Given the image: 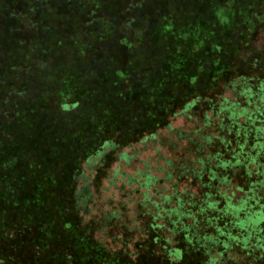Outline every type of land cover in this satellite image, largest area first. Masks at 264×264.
<instances>
[{
	"label": "trees",
	"instance_id": "trees-1",
	"mask_svg": "<svg viewBox=\"0 0 264 264\" xmlns=\"http://www.w3.org/2000/svg\"><path fill=\"white\" fill-rule=\"evenodd\" d=\"M9 1L0 0V169L11 178L0 179V239L23 252L0 262L42 264L46 253L57 264H264V0H130L125 13V0ZM58 10L65 37L81 31L80 50L77 38L63 41L70 66L59 67L65 52L37 17ZM33 27L44 31L35 40ZM18 32L14 69L5 63ZM33 51L47 59L32 65ZM52 62V77L34 73ZM178 117L187 130L172 127ZM162 129L174 159L164 178L143 172L141 186L175 190L141 212L139 229L115 225L110 249L95 225L118 218L83 219L80 163L110 140L150 141Z\"/></svg>",
	"mask_w": 264,
	"mask_h": 264
},
{
	"label": "rangeland",
	"instance_id": "rangeland-1",
	"mask_svg": "<svg viewBox=\"0 0 264 264\" xmlns=\"http://www.w3.org/2000/svg\"><path fill=\"white\" fill-rule=\"evenodd\" d=\"M10 1L9 2L12 7H15L18 3H20V0ZM157 1L161 2L163 0ZM128 4H131L130 0H125L124 3H121L122 13H125L127 10L129 11ZM0 5L2 4L0 3ZM145 5H148V11L154 12L158 9L159 4L157 5V3L155 2H147ZM117 11L119 12L120 10H118V7H115L113 12L117 13ZM37 17L39 20L47 21L51 30V32L47 34L48 37H51V39L56 41V43H54V46L58 47V50H64L65 52V54L62 56L65 58L61 57L60 62H58L59 67L62 64L70 66L73 59H76V56H70L72 53H69L67 55L68 44H66V42L73 44L75 41L74 39L77 38L76 47H78L77 49L80 50L82 47V41L79 40L81 31L77 28L76 31L74 30V36H64L63 32L65 30L60 22L66 17V14H64L62 10L45 13L43 15L40 14L37 15ZM99 18V15L93 14L91 15L88 22L93 23L99 20ZM106 23L113 26V22H111L109 19L106 20ZM136 30H140V28H137ZM32 31L33 32L31 33V36L34 40L44 34L42 27H38L37 29L33 27ZM20 34L21 33L18 32L17 34L13 35L16 36V38L14 39V43H11V45L13 44L10 47L11 50L17 43V41L19 39H22V36H20ZM137 34L138 32L135 33V35ZM41 39L43 38H40L36 41L40 42ZM129 39L130 37L127 40ZM148 39L150 40L149 37ZM120 42L121 39L119 37L113 36L109 41V44L112 43L115 46H119ZM11 52L12 53L8 54L7 62L5 64L12 65L14 69H19V66L17 64L18 59H16L17 52L14 49ZM39 56H41L39 52H31L29 61L32 63V65H35L34 61H36V58H38ZM107 56L109 55L106 53L105 57ZM40 58L47 59L43 56H41ZM36 62L39 63L40 61ZM45 65H47V63ZM54 65L55 64H53L52 62L51 68H53V70L50 69L49 71H44V69L40 70L37 68L34 73L37 76L39 75L47 78L52 77L53 73L57 71V65ZM118 65L120 66V64ZM70 69L72 68L69 67L67 70ZM131 74H133L136 81L139 80L138 72H131ZM123 79L124 81L130 82V79ZM9 85L10 84H7V86ZM36 97H38V95ZM49 100L50 98L47 96H39L34 102L48 103ZM29 103L30 102L27 101V104ZM184 122L186 121L183 118L178 117L172 123V127L187 130L190 126ZM171 133L172 132L165 129L159 130L155 134L156 139L150 141L145 140L144 136H141L136 141L133 140L129 141L128 143L124 142L123 144L118 142V140L114 143H112V141L110 140L105 146L103 145L98 148L97 151L91 156H86V158L85 155L83 156L82 160L84 158L86 160L84 159L80 163V171L76 176L74 189L75 192H78V194L80 193V196H82V198L84 199V203L82 202L84 210L81 211V213H83V219L85 221L93 219L97 222L100 218H103L108 222L112 220L109 216L113 214H115L116 218H118L113 223H105L104 225L100 222H97V226L95 225V228L97 230L95 234L97 235V237L103 238L110 249H117L120 245L117 241H112V237H110L113 235V233L111 235V232L114 230L113 228L115 225L119 226L121 223L125 224L128 229H139V227H141V220L138 216L141 214V212H147L146 209L150 207L152 202H161L164 199L163 197L165 195L172 194L175 190V188H172L171 183L163 182L155 184V186H141V184L144 183V178L142 177L143 172H148L156 178H164L165 172L170 169L166 164L167 158L174 159V157L172 156L171 152L168 151L167 147L163 146L165 145V143L162 142L169 138V135ZM122 154H126L127 156H129V158L126 159L124 158L125 156L122 157ZM2 161H4L3 157L0 156V162ZM99 170H101V173H99ZM2 173V169H0V179H2V181L4 182L6 180L5 183L9 184L11 178H4L5 175H3ZM11 175L14 176V172H12ZM181 188L182 185L179 186V189ZM7 198L8 197L6 195H0V207L1 203L3 204V201H5ZM153 210L155 209L153 208ZM1 214L2 213L0 211V224L5 225L6 219ZM13 227L18 230L15 226ZM8 243L9 241H6L5 239L4 241H2L0 239V258L2 257L1 253L11 254L13 252L14 254H16V256H19L20 252H23V250L15 248L12 249L10 247L11 245H9ZM42 253L44 254V251H42ZM238 260H240V258H238ZM43 261L44 263L42 264H53V262L56 263L52 258H48L46 256V253L44 255ZM238 263L240 264L242 263V261ZM0 264H11V262L9 260H4V262H0Z\"/></svg>",
	"mask_w": 264,
	"mask_h": 264
}]
</instances>
